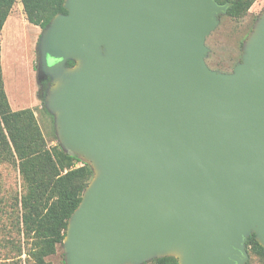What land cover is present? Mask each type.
Masks as SVG:
<instances>
[{
    "label": "water",
    "instance_id": "95a60500",
    "mask_svg": "<svg viewBox=\"0 0 264 264\" xmlns=\"http://www.w3.org/2000/svg\"><path fill=\"white\" fill-rule=\"evenodd\" d=\"M65 8L43 54L48 72L71 71L46 102L64 150L96 173L69 223V264H247L252 234L264 247V15L224 74L206 62L228 11L218 0Z\"/></svg>",
    "mask_w": 264,
    "mask_h": 264
},
{
    "label": "trees",
    "instance_id": "16d2710c",
    "mask_svg": "<svg viewBox=\"0 0 264 264\" xmlns=\"http://www.w3.org/2000/svg\"><path fill=\"white\" fill-rule=\"evenodd\" d=\"M66 1L21 3L28 22L45 31L56 16L68 13ZM256 1L218 0L228 6L227 15L232 18L245 16ZM15 3L16 0H0V37ZM74 65V61L67 64ZM55 140L56 145L49 144L34 109H12L5 88L0 44V165L16 170L21 182V190L6 187L0 198V254L5 253L3 261L10 260L1 264L22 263L23 251L34 264H49L46 259L63 248L70 220L95 177L91 164L65 151L57 135ZM3 182L0 179V184ZM247 247L264 263V247L255 234L249 237ZM153 263L180 264L174 256L154 258Z\"/></svg>",
    "mask_w": 264,
    "mask_h": 264
},
{
    "label": "rangeland",
    "instance_id": "374dc122",
    "mask_svg": "<svg viewBox=\"0 0 264 264\" xmlns=\"http://www.w3.org/2000/svg\"><path fill=\"white\" fill-rule=\"evenodd\" d=\"M263 15L264 0H257L245 16L232 18L227 14L219 15L217 28L208 36L206 42L209 48L206 56L208 66L219 73H233L236 66L243 62L245 46L255 33ZM45 33L42 28L28 22L21 0H16L0 37L2 67L5 88L12 109L15 111L34 109L47 141L50 145H56L55 136L59 134L58 124L56 118L50 115L46 100L54 87L62 82V75H68L71 70L65 69L58 74L47 71L43 54ZM75 63L78 66L79 61ZM58 139L60 142L61 138ZM0 179L5 181L0 184L2 187L0 198L5 195L6 187L13 186L21 190L19 173L10 166L0 165ZM0 206H2L1 202ZM3 217L5 218L6 214ZM247 251L249 254L247 264H264L258 256L248 250V247ZM3 254L5 253L0 254V264L9 263V259L3 261ZM20 258L22 259L20 264H34L28 259L25 251ZM153 258L140 264H154ZM46 260L49 264H69L64 246L56 255Z\"/></svg>",
    "mask_w": 264,
    "mask_h": 264
},
{
    "label": "crops",
    "instance_id": "0c3cea01",
    "mask_svg": "<svg viewBox=\"0 0 264 264\" xmlns=\"http://www.w3.org/2000/svg\"><path fill=\"white\" fill-rule=\"evenodd\" d=\"M7 23V22H6ZM6 26V25H5ZM5 28V27H4ZM4 30V29H3ZM3 61V60H2Z\"/></svg>",
    "mask_w": 264,
    "mask_h": 264
},
{
    "label": "built area",
    "instance_id": "2783aa9c",
    "mask_svg": "<svg viewBox=\"0 0 264 264\" xmlns=\"http://www.w3.org/2000/svg\"><path fill=\"white\" fill-rule=\"evenodd\" d=\"M80 165H82V163Z\"/></svg>",
    "mask_w": 264,
    "mask_h": 264
}]
</instances>
